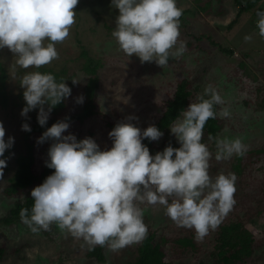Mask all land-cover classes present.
<instances>
[{
	"label": "rangeland",
	"instance_id": "obj_1",
	"mask_svg": "<svg viewBox=\"0 0 264 264\" xmlns=\"http://www.w3.org/2000/svg\"><path fill=\"white\" fill-rule=\"evenodd\" d=\"M177 5L186 10L180 17V39L186 42V50L178 58L170 57L169 63L162 67L154 61L142 63L135 54L129 57L119 49L112 36L119 10L111 0H78L74 8L75 23L69 36L55 45L58 59L40 67L64 73V80L72 89L70 97L66 98V106L56 115L50 112L48 119L56 116L63 120L83 110L88 100L86 86L89 78L94 76L84 68L88 62L92 66L98 65L95 113L83 121L68 120L70 126L64 135L72 133L78 140L92 137L101 150L112 146L108 135L112 125L127 122L141 130L155 125L183 79L190 84L188 105L197 101L198 94H204L206 86L214 87L224 103L219 104V131L215 136L204 133L202 138L212 153L209 173L213 178L221 172L235 173L233 164L237 155L226 160L215 159L216 138H242L247 151L241 158L240 173H235L236 204L224 218L244 220L256 239L251 255L236 264H264V37L258 34V17L253 12H246L229 29L227 25L238 12L234 0H177ZM245 35H251L252 39L245 40ZM209 37L222 46H229L233 54L222 52ZM0 61L8 73L9 91L8 106L0 105V121L5 128V140L14 137L9 154L3 157L7 166L0 177V247L4 248L0 264H100L96 257L88 254L90 247L87 243L55 224L48 230L34 233L22 221L8 225L1 220L17 201H23L35 186L42 183L38 181L29 189L8 194L6 189L17 168L16 157L26 151L27 141L33 143L34 171L41 174L47 167L45 161L53 141L49 139L39 143L37 138L43 132L33 131L26 137L27 131L21 127L26 122L31 128L39 109L31 110L27 116L21 115L26 101L20 78L25 72L37 71V68L19 67L15 54L7 47L1 49ZM243 61L247 68H241L239 63ZM72 79L79 82L74 84ZM80 95L84 97L83 103L76 102ZM225 107L230 112L228 117L220 115ZM169 144L180 146L170 128L153 141L157 152ZM141 207L148 226L147 235L154 232L155 238L159 239L161 235L172 236L174 230L181 232L185 229L169 218L164 205L141 204ZM215 230H210L203 240L196 239L195 249L189 252V256L170 254L172 243L168 240L164 246L167 258L172 257L180 264L202 261L219 264L214 255ZM141 243L118 251L106 247L105 264H135Z\"/></svg>",
	"mask_w": 264,
	"mask_h": 264
},
{
	"label": "clouds",
	"instance_id": "obj_2",
	"mask_svg": "<svg viewBox=\"0 0 264 264\" xmlns=\"http://www.w3.org/2000/svg\"><path fill=\"white\" fill-rule=\"evenodd\" d=\"M77 4L78 0H0V49L7 47L24 69L51 64L59 56L55 45L69 36L75 23ZM111 4L119 10L112 36L127 56L135 54L142 63L154 61L164 67L170 57L185 52L186 42L180 39L183 9L177 0H111ZM257 16L258 34L264 37V11ZM20 85L26 101L21 115L38 108L41 126L72 91L51 72H25ZM83 101V95L76 97L77 103ZM223 103L220 93L206 86L170 126L180 146L169 144L154 155L142 143L144 138L162 137L154 124L141 130L132 123H117L108 133L112 146L101 150L92 137L78 140L72 133L64 135L70 124L68 119L58 120L37 138L39 143L53 141L45 164L54 171L31 190L33 205L20 210L22 222L34 233L55 224L89 247L118 251L147 235L141 204H159L178 227L193 229L195 239L203 240L236 204V174L221 172L213 178L212 153L202 141L205 124L217 115L214 105ZM220 115L230 116L228 108ZM21 127L31 131L26 122ZM4 137L0 121V177L7 166L2 157L14 144V137L7 141ZM216 149L215 159L220 161L243 156L247 145L240 137H217Z\"/></svg>",
	"mask_w": 264,
	"mask_h": 264
},
{
	"label": "trees",
	"instance_id": "obj_3",
	"mask_svg": "<svg viewBox=\"0 0 264 264\" xmlns=\"http://www.w3.org/2000/svg\"><path fill=\"white\" fill-rule=\"evenodd\" d=\"M238 6V12L236 14V18H234L228 25L227 28L232 29L235 24L240 19L241 15L246 12H253V14L257 15L258 11H262L264 9V0H234ZM189 11V10H188ZM183 13H186V10H183ZM258 17V16H257ZM182 18V17H181ZM214 45H218L219 49L224 53L233 54V50L229 46H222L215 41L211 37ZM1 51V49H0ZM83 54L86 55V51H83ZM241 68H247V64L245 61L239 63ZM97 66H92L91 63H87L85 65L86 71L90 72L92 75L89 78L88 84L86 86V94L88 100L83 108V110L79 113H74L72 115L66 116L65 119L68 120H79L83 121L85 118L93 115L95 113L96 101L95 94L97 88ZM37 71L40 72H51L55 75L57 81L64 80V73L55 72L51 68H37ZM64 72V71H62ZM7 78L8 73L4 64L0 61V105L3 107L8 106L9 100V91L7 88ZM190 84L187 79H183L175 90L174 96L172 99L168 101V104L162 113L161 117L155 124L162 132H165L170 128L172 123L175 121L180 112L187 108L189 103V97L191 95V90L189 88ZM66 99H64L61 103L54 106L51 110V113L55 115L62 110L66 106ZM48 108V105H45V109ZM38 109V108H37ZM214 110L217 115L214 119H209L204 126L203 133H206L210 136H215L220 129L219 123V105H214ZM61 120L59 117L54 116L51 119L47 120V123L41 126L38 123L37 116L35 124L31 127V131L26 132V137L30 136L31 132L39 131L44 132L47 127H50L53 123ZM113 127L115 125H112ZM142 143L146 144L150 150V154H155L157 152V148L153 145V141L148 138H144ZM165 145L163 149L166 147ZM173 147H179V145L174 144ZM264 150V149H262ZM261 149L258 151L261 152ZM9 154V150L6 149L4 153V157ZM237 160L233 164V171L235 173H240L241 171V158L243 156H237ZM3 158V157H2ZM17 168L10 178V185L7 187L8 194H15L20 191L29 189L36 182H43L45 178L53 169L48 167L41 174H36L34 171L35 165V155L33 149V143L27 141L26 151L18 154L16 157ZM33 205V198L31 197V192L26 195L23 201H17V203L9 210V212L1 218L2 222L5 224H14L17 222H21L20 210L22 208L31 209ZM165 211V207L163 208ZM216 245H215V253L217 262L219 264H236V262L240 259H245L251 255L254 243L256 242L255 236L253 233L247 228L244 220L237 219L232 220L228 218H223L220 225L216 228ZM173 235H161L159 239L155 238V233L150 232L148 235L142 240L138 248V257L135 261V264H180L176 261L167 258L166 251L164 249L165 244L169 241L172 243V249H170V254L173 256H189V252L195 249V233L192 229L185 228L183 231H173ZM107 246H95L90 247L88 254L90 256L96 257L100 264H105L106 255L105 248ZM4 252V248L0 247V259L2 258ZM175 253V254H174ZM184 262V261H181ZM197 264H206L203 261L198 262Z\"/></svg>",
	"mask_w": 264,
	"mask_h": 264
}]
</instances>
